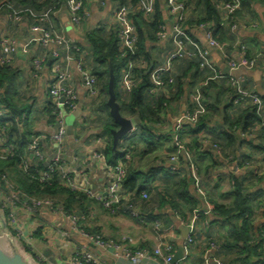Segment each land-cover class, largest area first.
<instances>
[{"label": "crops", "instance_id": "1", "mask_svg": "<svg viewBox=\"0 0 264 264\" xmlns=\"http://www.w3.org/2000/svg\"><path fill=\"white\" fill-rule=\"evenodd\" d=\"M184 1H187L185 13L186 23L189 26L186 27L187 32L208 51L215 68L223 75H228L224 57L217 50L208 47L205 37L207 28L200 29L194 25L197 20L205 16L204 10L196 6V0ZM1 2L2 0L0 5ZM114 6L111 0H90L85 6L84 19L79 27L71 23L65 8L55 11L54 29L70 44L80 48L82 54L78 53V56L76 52H72L69 57L61 59L62 65L71 74L69 83L77 95L76 107L62 114L66 135L61 144L43 143L40 147L41 152L45 158L50 159L59 151L61 159L65 162L66 172L75 184L89 190L94 196L104 197L107 194L108 184L106 175L108 163L107 157L104 156L106 147L110 144L112 158L130 148L129 153L132 158L129 160L130 169L148 176L149 182L151 181L150 183L146 181V185L142 187L151 192L149 202L144 208L142 207V211L148 214L150 220H159L162 223L163 241L173 246L174 255L182 248L183 258L176 264H229L237 258L240 251L242 260L251 259L254 263L264 264V156L260 149L262 133L258 125L250 128L246 134L240 133L239 128H242L244 123L240 117L247 110L248 104H234L227 80L208 82L207 70L199 73L191 68L186 72L187 67L181 59H170L176 52L170 29L173 19L162 4L156 6L162 11L167 38L146 40V48L157 61L156 69L169 71L175 65L173 69L176 74L183 73L182 93L177 98L170 96L168 108L160 119V124L154 125V129H151L153 134L151 140L140 138L141 133L131 121L132 131L113 148L110 131L116 130L117 127L108 110L101 109L98 103L103 101V97L99 98L98 94L96 97H90L83 87L79 77V67L86 68L88 65L87 32L100 26L114 25ZM228 17L229 15L221 9V33L217 32L214 38L231 46L228 50L231 59H240L241 46H244L247 57L264 52V0H246L241 5V9L233 18L236 29H231L230 25H227ZM30 27V22L15 24L8 19L6 11L1 9L0 42L2 39H10L15 43L16 54L11 67L16 76V96L19 103L26 108L24 114L27 119L24 127L20 126L19 132L31 136L50 135L56 130L57 125L48 113L52 103L48 89L54 75L53 60L49 53L54 48L41 46L39 44L41 34L32 32ZM131 27L136 34L135 27L132 24ZM40 58H44L45 61L36 69L33 61ZM239 75L245 78L246 89L264 102V62L260 61L250 71L241 70ZM126 77V75L121 76L119 85V93L124 101L130 99ZM192 96L199 98V116H204L202 121L204 127L199 134H192L185 126L188 124L185 123L184 113ZM224 116L230 121L241 122L239 128L231 131L235 142L230 146H226L223 135L229 128L224 122ZM109 126L115 128L107 133L104 129ZM174 136L181 139L183 151L177 159L178 172L170 174L167 166L172 149L171 138ZM201 139H203L202 143ZM4 140L6 139L0 135V146ZM213 142H218L222 148L215 149ZM30 158H32L31 154ZM8 176L11 184L17 187L19 179L16 172L11 170ZM182 181L188 183V194L196 199L198 207L192 212L186 210L177 217L167 203L161 202V197L165 198L169 193V196L176 200L173 192ZM234 183L241 188L242 200L245 204L242 208L235 209ZM82 205L83 210L80 211L84 217L82 224L88 231L97 232L104 238L118 243L125 242L132 249L144 247L152 249L156 246L154 225L149 219L142 223L129 216L110 215L99 204L88 200H84ZM216 205L234 210L236 219L223 221L213 209ZM43 211L42 217L36 221L24 216L19 217L27 232L33 231L35 227L38 230L37 236L34 237L33 252L19 246L11 230H7L8 234L33 264H72L73 248L64 245L63 242L58 244L55 230L53 231L54 228L67 230V222L53 213ZM195 212L200 213V218L196 222L193 220ZM241 225L242 228L244 226L248 228L249 240L244 244L246 248L243 249L244 245L238 243L237 249L221 250L224 244L230 243L233 226L241 227ZM186 234L193 235L196 242L194 245L186 247L185 239L183 240V235ZM210 241L220 246L219 251H221L211 250L208 246ZM100 256L103 264H127L113 260L108 253H100ZM247 262L242 261V264Z\"/></svg>", "mask_w": 264, "mask_h": 264}, {"label": "built area", "instance_id": "2", "mask_svg": "<svg viewBox=\"0 0 264 264\" xmlns=\"http://www.w3.org/2000/svg\"><path fill=\"white\" fill-rule=\"evenodd\" d=\"M115 2L113 9V15L115 24L119 26V39L120 44L126 48H132L135 44L136 36L131 27L129 20V14L132 10V6L128 5L126 0H111ZM90 0H65L63 7L67 11L71 23L79 27L84 19V10L87 3ZM120 2V3H119ZM125 2V3H122ZM155 0H139L137 8L143 15H151L155 9ZM162 5L167 8L168 14L173 19L171 26L172 37L175 41L176 52L171 55V60L180 59L183 56L196 57L199 60V69L207 70L210 72L215 80L226 79L234 91V104L240 105L245 102H249L255 106V111L258 117H261L264 110L263 100L250 92L245 87V78L239 75L241 70L250 71L257 66V59L261 58L264 62V52L256 55L251 61L245 60L244 46H241L240 59L233 60L230 55L226 53L225 46L219 44L212 36L211 31L207 30L205 37L208 43V47L217 50L224 60L227 62L228 75H223L218 69L215 68L210 60L209 53L205 48L199 46L194 41L190 34L184 27H181V23L184 21L183 13L184 7L178 0H162ZM4 10L9 20H12L15 24H21L25 18H29L35 24L31 25L30 30L32 32H39L41 34L39 44L43 47H52L50 51V58L53 60V80L48 89V96L57 106L58 116L56 130L50 135H36L31 138V141L27 144L28 150L31 152V156L37 158L39 161H44L48 165V172L43 174L42 179H47L50 174L54 172L58 174L61 182L75 191L85 193L90 198L96 200L110 215L115 216H129L134 220L145 223L149 218L140 215L139 211L134 208L133 205L122 203L125 199L123 192V179L126 174V167L124 164L119 163L115 167L106 166V175L108 179L107 194L103 196H94L89 190L79 187L73 181L72 177L68 175L65 168V162L61 159L60 152L47 159L41 152V145L46 142L60 145L66 135V128L63 123L62 114L68 111H72L76 107L77 95L74 88L70 85L71 74L68 69L62 65V58H67L72 52L80 53L78 47L73 46L66 39H64L54 29V15L53 11L47 10L43 13H34L31 10H16L10 3L4 5ZM241 8L240 0H233L232 3L226 4L221 7L228 15H232ZM231 29H236L235 25L231 26ZM160 40L167 38L165 32L158 34ZM187 48L191 52H187ZM16 54V46L14 41L10 39H2L0 42V66H11L13 58ZM46 58V57H45ZM44 58L35 59L33 66L38 69L44 63ZM82 64V63H81ZM163 69H156L153 74L154 88L149 91L150 94L157 95L161 92H165V84L159 80V75L163 72ZM126 75V84L129 89L133 86L132 76L129 73ZM79 77L83 87L87 90L90 97H96L98 92L96 88V77H94L89 70L79 67ZM171 80L169 81V83ZM63 100V101H62ZM199 98L192 96L190 103L187 105L184 113L185 123L190 124L196 122L198 111ZM67 108V109H66ZM6 111L0 106V119L7 118ZM102 141V139H100ZM172 146L175 149L174 154L169 157L168 171L172 173L178 172V158L177 155L183 151L182 143L178 137L174 136ZM13 147L11 145H5L3 142L0 148V159H5L8 156H12ZM264 156V152H263ZM99 157V155H97ZM29 159L24 158L21 162L23 170H27L30 165ZM125 159L130 160V154H126ZM0 183L3 188L0 189V209L8 211V215L5 218L6 225L13 233L15 241L25 246L29 251V248L34 244L33 231L27 232L24 223L19 219L20 216L32 218L35 221L42 217L43 210L49 213H53L56 216L64 219L67 224V230H61L54 228L55 236L58 244L62 242L64 245L71 246L73 248V256L71 258L72 264H103L102 256L100 253H108L115 261L126 262L127 264H171L174 257V248L171 244L163 241L162 236V223L159 220L152 221L155 229L156 246L152 249L147 247L141 249H132L125 242L118 243L112 239L104 238L97 232L88 231L83 226L84 218L82 216L66 212L61 206L56 205L50 199H37L34 197H28L20 190H15L8 180L7 174L0 173ZM145 198V195H143ZM127 200V197H126ZM200 218V213H196L193 216V220L196 222ZM195 231V230H194ZM61 240V241H60ZM195 239L193 235H189L185 239L186 247L194 245ZM208 246L211 250L219 252L220 246L213 242H208ZM99 252V253H97Z\"/></svg>", "mask_w": 264, "mask_h": 264}, {"label": "trees", "instance_id": "3", "mask_svg": "<svg viewBox=\"0 0 264 264\" xmlns=\"http://www.w3.org/2000/svg\"><path fill=\"white\" fill-rule=\"evenodd\" d=\"M64 1L65 0H2L0 11L1 9L5 8L4 5L6 3H10L16 10H31L37 14L43 13L47 10H51L53 11V13H55V11H57L59 8L63 7ZM138 1L139 0L125 1L128 5L132 6V10L129 14V20L136 30V40L134 46L132 48H126L123 47L122 44H120L121 42L119 39V26L117 24L114 23V25H111L110 27H97L87 32L86 34V41L89 44V53H87L86 55L88 65L86 66V68H83L89 70L90 73L94 77H96V88L99 98L103 97V101L98 102V98L97 102L101 106V109L106 111L108 110L107 106L105 105L107 98L108 70L109 66H111L114 80L113 89L116 97V102L119 105L120 115L126 119H129L130 121H133L136 124V129L141 133L140 138L151 140L150 138L153 137L152 130L154 129V125L160 124V119L164 116L168 108L170 96L173 95L177 98L181 95L184 78L183 73L180 75L176 74L175 69H173L175 65H173L169 71H163L159 75V80L162 81L166 86L165 92H161L157 95L149 93V91L154 88L153 74L156 70L157 61L151 56L150 50L146 48V40L155 41L158 38V34L165 32V23L163 21L162 11L160 10L159 6H156L162 4V0H155L156 7L154 9V12L153 14L147 16L143 15L138 10ZM240 1L241 5H243L246 0ZM196 2V6L204 10L205 16L197 20L194 25L195 27H198L200 29L207 28L209 31L211 29V33L214 38L217 35V32L221 33V7L226 4L232 3L233 0H196ZM112 3L115 4L114 1H112ZM179 3L184 7V21L181 23V27H184L186 29V27L189 28L185 18V13L187 12V1L183 0L179 1ZM237 12L229 15L228 20L226 21L227 25H230V27L232 25H235V23L233 22V18ZM23 22H30V25L35 24L29 18H25ZM216 41L219 44L224 45L226 53L230 55L228 50L231 46L224 44V42H222L220 39H217ZM186 51L191 52L189 48H187ZM77 54L74 53V55ZM81 54L82 52L80 51V55ZM255 57L256 56L247 57L246 52L243 58L247 61H251ZM180 59L187 67L186 72L191 68H194L199 73L205 72L199 69V60L196 57L183 56ZM260 61L263 62L261 58H258L257 64ZM150 64H152L153 67L149 72H146ZM124 73H129V75L132 76L133 80V86L130 89V99L128 101L122 100L121 94L119 93L120 80L121 76L124 75ZM15 77L16 76L14 75L11 66H0V106L3 108V110L6 111L5 116L7 117L4 119H0V135L3 136L4 139H6L4 140L5 145H11L13 147L12 156H8L5 159H0V173L7 174L8 176L9 171H15L20 181H18L17 187H14L12 185L15 190H20L28 197H34L37 199H50L56 205L61 206L66 212L82 216L80 211L83 210L82 202L84 200L95 202L97 205L99 203L93 198L87 196L85 193L72 190L71 188L63 184L58 174L55 172L53 174H50V177H48L47 179H42L43 174L48 172V165H46L44 161H39L37 160V158L32 157L31 159H29L30 165L27 170H23L21 167L22 160L24 158H30L31 152L28 150L27 144L31 141V138L34 135L31 136V134L19 132L20 126H22V128L24 127L23 125H25L24 123L27 117L26 114H24L26 108L19 103L18 96H16L17 93ZM207 78H209L208 82L216 81L210 72ZM170 80L171 82L169 83ZM228 86L234 102L235 98L233 88L229 83ZM245 103L248 104V107L243 116L240 117V119L242 118L244 120L242 128H239V125L241 123L240 121H230L225 116L223 118L224 122L229 126L228 130L223 133L226 140V146H230L235 142L234 134L233 132L231 133L234 128H239L240 133L246 134L250 128H254L255 125H258L262 133V138H260V149L261 153L263 154L264 110L262 116L258 117L255 111V106L251 105L249 102ZM48 113L51 116V119L54 120V123H56L58 109L53 101L50 105ZM199 115L200 113L199 111H197L198 119L196 120V122L185 125L187 129L192 132V134H199L201 129L204 127L202 122L204 116ZM114 128L115 126H109L106 127L104 131L108 133L109 130ZM178 139L179 141H181L180 138ZM172 141L173 138H171V142ZM202 141L203 139H201L200 142L202 143ZM194 143L196 145V141ZM213 143L215 149L220 150V148H222L220 146L221 144H219L218 142ZM108 145L104 152V156L107 157L108 166L115 167L119 163H122L126 167V174L123 179L122 187L124 194H126L125 196L127 197V200L125 197L122 203L128 202L139 211L141 216L148 218V214L142 211V207L144 208V206L148 204L151 192L146 191L142 187L146 185V181L149 182V177L136 173L130 169L129 163L131 161L125 159L126 154H130L129 152H131L129 150L130 148H127L126 151L120 152V154L115 156V158H112L111 146L110 144ZM184 149L187 150L188 148L184 147ZM174 151L175 149L172 146L170 156L174 154ZM180 155L181 154H178L177 158H179ZM168 172L170 174H176L170 171ZM187 185V182L182 181L179 187L173 192V194L176 196V200H174L173 197L169 196V193L166 194L165 198L164 196L161 197V202L167 203L173 210L174 215L177 217L186 210L188 212H192L198 207L196 199L189 196ZM2 188L3 185L2 183H0V189ZM234 190L235 209L242 208L245 204L242 200L240 185L235 184ZM143 195H145V198L143 197ZM178 201H180V203ZM99 206L108 213V211L105 210L100 204ZM213 209L218 217L223 221H233L234 219H236L234 210H228L222 206L217 205L214 206ZM2 212L4 214V218H6L8 215V211L2 209ZM7 230L10 231V228L8 226ZM37 232L38 230H36V232L33 234L34 237L37 236ZM229 239L230 243L227 242L226 244H224L221 250L237 249L239 248L238 243L244 245L249 240L248 228H246L245 226L242 228V225L241 227L233 226L231 230V237ZM244 248H246L245 245L243 246V249ZM237 255V258L235 260H232V262H229V264H242V261H248L246 264H257L252 262L251 259L242 260V258H240L241 251ZM250 261L252 263H250Z\"/></svg>", "mask_w": 264, "mask_h": 264}, {"label": "water", "instance_id": "4", "mask_svg": "<svg viewBox=\"0 0 264 264\" xmlns=\"http://www.w3.org/2000/svg\"><path fill=\"white\" fill-rule=\"evenodd\" d=\"M208 29H206L207 31ZM152 69V64L148 67L146 72ZM228 74V73H227ZM113 71L111 66L108 70V84H107V102L106 106L108 108L109 116L111 117L113 123L116 125V130H111V140L113 148L117 146L119 141L127 136L133 129V124L129 119H126L120 115L119 105L116 102V97L113 89ZM63 101V100H62ZM106 195V194H105ZM0 264H33L24 255L20 248L15 243L14 239L8 234L6 221L4 214L0 209ZM187 234L183 235V240L186 239ZM183 258L182 248L174 255L171 264H176Z\"/></svg>", "mask_w": 264, "mask_h": 264}, {"label": "rangeland", "instance_id": "5", "mask_svg": "<svg viewBox=\"0 0 264 264\" xmlns=\"http://www.w3.org/2000/svg\"><path fill=\"white\" fill-rule=\"evenodd\" d=\"M18 245H19V244H18ZM19 246H21V247L24 248V249L26 248V247L23 246V245H19ZM33 246H34V244L29 248L30 250H32V252H33V248H34ZM32 254H33V253H32Z\"/></svg>", "mask_w": 264, "mask_h": 264}]
</instances>
